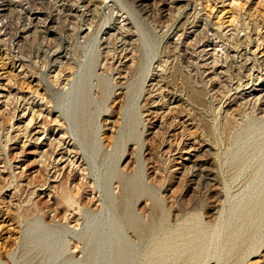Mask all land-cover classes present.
Wrapping results in <instances>:
<instances>
[{"label": "rangeland", "instance_id": "374dc122", "mask_svg": "<svg viewBox=\"0 0 264 264\" xmlns=\"http://www.w3.org/2000/svg\"><path fill=\"white\" fill-rule=\"evenodd\" d=\"M0 83L31 95L11 109L54 123L72 163L53 175L0 114L6 264H143L172 231L201 264H231L248 235L244 264H264V227L250 228L264 194V0H0ZM129 214L148 223L143 238ZM193 214L205 231L191 242L176 232Z\"/></svg>", "mask_w": 264, "mask_h": 264}, {"label": "bare ground", "instance_id": "6f19581e", "mask_svg": "<svg viewBox=\"0 0 264 264\" xmlns=\"http://www.w3.org/2000/svg\"><path fill=\"white\" fill-rule=\"evenodd\" d=\"M11 92L12 91L10 89V86H8L7 84H3V83L1 84L0 83V114L3 113L5 110H7V112L11 115L12 121H18V124H19L18 125L16 123L18 125L16 127V129H17L16 131L18 132V134H16V136H13L11 139H16L17 140V139L23 137L25 139L23 141V145H27L26 143L28 141L32 140V142L35 143V145H36V149L40 150L39 154H41V160H42V164H43L42 166L45 167L47 170H48L49 167H51V172L53 173V175H55L57 177L61 176L62 173H64L68 167L72 166L71 165L72 163L68 162L69 160L67 159V154H66L67 153V150H66L67 147L65 148L63 146V143H62L61 139L57 138L56 133H54V131H53L52 132L53 133L52 136L48 137L49 134L51 133V126L54 123L48 122L44 118V116L42 115L41 112H39L38 115H37V118L39 119V121H36V119H37V118H35V115H36L35 111L36 110H33L31 112L32 115H30L31 117L29 118V121H27L26 124L22 125V123L24 121L23 119L26 117V114H27L26 108H22L21 107L22 108L21 110H18V109L16 110L14 108V111H13L11 109V104H12V102H14L13 100H15V98H19V99H21L23 101V104L35 105V104H33V101H32L34 99L31 98V95L29 97L26 96V95L16 96V95H13ZM39 99H40V97H39ZM17 101H18V99H17ZM14 105H16V104H14ZM28 109H29V107H28ZM30 110H31V108H30ZM20 112H21V114L19 116ZM6 116L8 117V114ZM35 125H36L37 129L34 132H32V130L34 129ZM11 127H13V125ZM85 131H84V133H85ZM59 132H60V130L58 131V133ZM10 134H11V132H10ZM15 143H17V142H15ZM44 147H47V148L45 149ZM24 150H25L24 146L21 147V148L19 147L18 154L19 153H23ZM13 151H15V150L13 149ZM13 154H15V153H13ZM18 154L16 153L15 156H17ZM47 156L50 157L49 163H47L46 160H45V157L47 159ZM39 160H40V158H39ZM72 160H74V159H72ZM16 167L20 168V172L19 173H21L26 168V166L23 167L22 165H17ZM68 173H69V171H68ZM77 180H78V178H77ZM68 185L69 184L67 182L62 181L60 183L59 187H61L63 189L62 198H63L64 202L68 206H72L73 207L74 206V201H73V196H72L73 195V190H71L68 187ZM79 185L80 184H78V186ZM152 205H153L152 208H154L155 210H158V202H157V200H153V204ZM113 206H114V208L116 210H118V212L120 211V212L126 213L128 211L124 199H120L118 201L114 200ZM59 212H61V211H59ZM250 212L254 213V215H255L253 217L252 224H251V227H250L251 230L257 231L260 228L264 227V194L260 197L259 201L255 202V204L253 205V209ZM125 216H127V215H125ZM128 218H129L128 222H130V225H132V226H130V228L131 229L133 228L134 233L136 234L135 236H137L138 238H143L144 235L146 234V232L149 229L148 223H146L139 215L137 216L136 214H129ZM126 220H127V218H126ZM1 222H4V221H1ZM185 222H186L187 226L183 227V229H179L178 231L176 230L177 231L176 233L179 234V236H181V237H184V236L185 237H189L191 242L192 241H196L197 239H200L201 238L200 236L203 234V231H205V225H204L203 220L201 219V217L198 214H193L188 219H186ZM242 233L246 234L245 231H243ZM172 234H175V231L170 232V238L168 237V239H166L165 241H161V242L155 243V245L152 247L151 251L147 255L144 256L143 264H169L167 262L168 261L167 259L170 256H167L168 255L167 252L169 253V251L171 249H173L174 246H175V248H177V252L176 253H178V255L175 254L174 256L175 257L178 256L176 258H181V255L183 256L182 257L183 259L181 258L183 260L182 264H201V261H202V259L200 261L201 255H199V252H195V251L192 252L191 250H189L190 246L187 248V246L185 244L186 241L184 242L182 240L183 242L181 244H174V245L171 244L170 240L172 238V236H171ZM120 238H122L121 235H120ZM120 238H118V240ZM243 238L244 239L240 243L241 245L239 246V250L237 251L235 258L232 259L231 264H244V262L246 260L248 245H249L251 239L248 237V235H246ZM121 242H123V241H121ZM135 244L137 245V243H135ZM120 245H121V243H120ZM123 245H125V244H123ZM130 246H132V248ZM130 246H128V247H130L131 250H132L134 246L133 245H130ZM4 247H5V245H4ZM128 247H126V248H128ZM119 249L120 248H117V250H116V248H115V251H117V253H118ZM134 250H135V248H134ZM6 252H8V251H6ZM117 253L115 252L116 255H117ZM124 253L122 254L123 256L125 255ZM134 254H135V252H134ZM117 257L114 258V259H115V261H118V262H120L121 260L123 261V259H125V258L121 259L122 257L121 258L119 257L120 259L118 258V260H117ZM130 257H132V256H130ZM132 260H134V259H132ZM124 261H125V263H127L126 260H124ZM118 262H117V264H118ZM203 262H205V260ZM0 264H6L2 260L1 257H0ZM129 264H131V263H129ZM134 264H135V262H134Z\"/></svg>", "mask_w": 264, "mask_h": 264}]
</instances>
